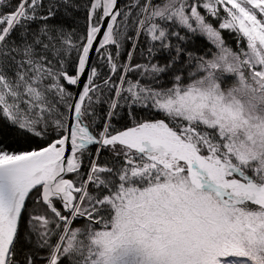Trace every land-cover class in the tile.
I'll return each mask as SVG.
<instances>
[{
    "label": "snow or ice",
    "instance_id": "snow-or-ice-1",
    "mask_svg": "<svg viewBox=\"0 0 264 264\" xmlns=\"http://www.w3.org/2000/svg\"><path fill=\"white\" fill-rule=\"evenodd\" d=\"M0 264H264V0H0Z\"/></svg>",
    "mask_w": 264,
    "mask_h": 264
},
{
    "label": "trees",
    "instance_id": "trees-1",
    "mask_svg": "<svg viewBox=\"0 0 264 264\" xmlns=\"http://www.w3.org/2000/svg\"><path fill=\"white\" fill-rule=\"evenodd\" d=\"M128 2H129V0H121V5L126 4V3H128ZM82 15H83V14L81 13V17H82ZM81 23H82V20H81ZM225 36H226V38L229 39V41L231 42V39H232V38L229 37L227 33H225Z\"/></svg>",
    "mask_w": 264,
    "mask_h": 264
},
{
    "label": "water",
    "instance_id": "water-1",
    "mask_svg": "<svg viewBox=\"0 0 264 264\" xmlns=\"http://www.w3.org/2000/svg\"><path fill=\"white\" fill-rule=\"evenodd\" d=\"M120 4H121V0H119Z\"/></svg>",
    "mask_w": 264,
    "mask_h": 264
}]
</instances>
